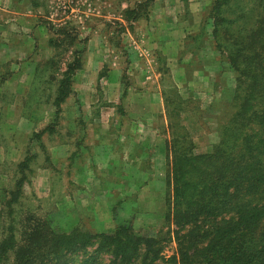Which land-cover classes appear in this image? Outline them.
<instances>
[{
	"label": "rangeland",
	"instance_id": "rangeland-1",
	"mask_svg": "<svg viewBox=\"0 0 264 264\" xmlns=\"http://www.w3.org/2000/svg\"><path fill=\"white\" fill-rule=\"evenodd\" d=\"M161 1L147 4L146 0H0V24H5L6 33V29L16 24L18 16L9 10L15 5L16 12L28 22L29 29L34 25L31 17L34 10L39 21L52 29V38L56 31L65 30L70 34L58 49L47 50L39 45L32 53H23L18 63L14 62L17 55L9 54L12 60L0 66V83L5 81V85H0V148L9 146L13 149L15 134L19 131L24 132L22 142L27 136L25 133L29 136L20 153L8 152L7 161L2 159L0 149V244L13 236L18 248L29 246L34 254L48 249L52 239L62 233L98 234L119 225H130L142 236H154L160 230H168L169 224L166 225L164 218L167 194L161 193L167 167L161 159L165 153L164 142H170L171 138L166 103L163 114L159 94L161 92L164 99L177 96L187 102V113L181 112L179 124L190 132L197 146L196 152H206L218 140L216 123L222 105L235 85V74L210 48L209 37L198 41L193 38L201 31L206 8L212 0H188L186 3L170 0L169 5L160 7ZM128 6L140 17L128 21L127 12L125 19ZM192 31L196 32L183 37ZM42 32V37L46 38V32ZM168 32L175 33V42L180 41L178 57L163 46ZM180 33L181 37H178ZM75 34L78 42L72 46ZM24 37L21 41L23 52L29 50ZM0 44L5 47L6 43L0 41ZM96 49L100 53L94 54ZM75 50L81 51L78 56L83 66L88 61L90 66L101 68L99 75L104 77L101 88L93 78L95 75L79 76L77 71L71 85L74 93L60 104L58 113L55 107L50 127H35L37 122L31 120L35 105L32 100L39 97L38 104L46 97L54 101L59 81L66 65L75 57ZM35 52L41 55L42 62L38 75L36 73L31 81ZM108 84L113 85L108 87ZM80 92L102 96L93 111L108 104L109 95L120 102L118 110L131 117H111L108 108L100 123L109 126L112 123L111 128L116 134L111 158L117 165L112 167L117 174L110 178L104 175L108 167L102 165L105 160L95 147L87 149L88 145H85L79 150L74 145L70 151L60 149L67 141L77 143L89 126L88 121L82 119L83 113L80 114ZM17 96L18 104L15 103ZM193 109L200 110L201 114L188 113ZM136 118L149 125L141 127L144 134L148 131L153 134L157 129L156 138L148 143H140L135 137L127 139L125 135L130 136L135 129L132 122H139ZM36 128L38 133L33 131ZM69 131L73 133L69 134ZM167 153L170 155L168 150ZM96 156L101 161L96 162ZM23 161L22 167L19 166ZM35 231L41 233L38 238L42 242H37ZM94 249L93 245L85 250L88 255H93ZM175 251V242L167 243L164 255L168 258ZM26 253L8 251L0 257L10 264L19 257L27 258L29 254ZM99 258L104 264L110 259L103 253ZM83 259L82 250L67 254L69 263L80 264Z\"/></svg>",
	"mask_w": 264,
	"mask_h": 264
},
{
	"label": "trees",
	"instance_id": "trees-1",
	"mask_svg": "<svg viewBox=\"0 0 264 264\" xmlns=\"http://www.w3.org/2000/svg\"><path fill=\"white\" fill-rule=\"evenodd\" d=\"M126 9L122 16L129 12L128 21L140 17ZM53 34L49 45L55 49L70 38L65 30ZM207 37L235 74V85L216 123L218 140L206 152H196L190 132L179 124L187 102L165 98L171 138L164 214L168 230L142 236L130 225H119L98 234L62 233L34 254L29 246L18 248L11 236L0 244V254L29 256L10 264H75L67 254L80 250V264H104L100 253L109 256L108 264H264V0H212L201 31L193 36L197 41ZM77 39L75 34L72 46ZM80 52L74 51L59 81L56 113L73 94V77L83 68ZM173 241L176 251L166 258L164 248ZM93 245L94 254L88 255L85 249ZM0 264H6L1 257Z\"/></svg>",
	"mask_w": 264,
	"mask_h": 264
},
{
	"label": "crops",
	"instance_id": "crops-1",
	"mask_svg": "<svg viewBox=\"0 0 264 264\" xmlns=\"http://www.w3.org/2000/svg\"><path fill=\"white\" fill-rule=\"evenodd\" d=\"M169 2H170V0H163V1H161V3L160 2H158V3H160L159 5L161 7V6H165L166 4L169 5L168 4ZM155 5L158 8L159 5L158 4H155ZM9 10H12V13L16 14V16H18V17H17V19H15L16 24H13L12 27H9L8 29H6L8 31L7 33L5 31V28H6L5 24H0V27H1L0 28V41L6 43L5 47L3 45L1 46V44H0V66L4 65L8 61L12 60V58L9 57V54L17 55V57L14 58V62L18 63L17 61H18V59H21L20 56L23 53L24 54L32 53L34 51V49H36V46L38 47L39 45H42L43 48L44 49L47 48V50H48V48L49 49L52 48L49 45V40L52 38V32L50 29H48L47 24L39 21L40 17H38L37 13L34 10H32L34 15L33 16L31 15V17L34 20V25L30 29L27 26L28 22L25 21L26 19H23V15L20 14V12H16V6L15 5H11L9 7ZM8 22L9 21H7L6 24ZM43 30L46 32V34H45L47 36L46 38L42 37V35H43L42 31ZM195 32L196 31L186 32V34H184L183 37H187V36H189ZM23 36H26V38L24 37V39L28 43V46H29L28 51L29 52L26 50L23 52V49H22L23 45L21 42L23 39ZM178 37H181V33L179 34ZM164 38L165 39L167 38V41H166V43L164 42L165 44L163 46L171 49V52L173 53V55H176L177 53L181 52L180 41H178V42L174 41V39H176L175 33L168 32L167 34H165ZM96 50H94V54L100 53L99 50H97V51ZM6 54L8 56V59H6ZM34 55H35V57H34L35 62L32 63L34 76L32 77L31 81H33V79L35 78L36 73L38 75L39 65H40L39 63L42 62V58L40 57L41 55L39 56V53L35 52ZM91 56L93 57V55H91ZM98 57H99V55H98ZM177 57H178V54H177ZM99 63H101V62H99ZM11 64H13V63L11 62ZM102 65L103 64H99L98 66H102ZM100 69L101 68H96V66H90V62L86 61L85 65L83 66V68L81 70L78 71L77 75L80 76L81 74H83L84 77L87 74H91V77H92V75L93 76L95 75L93 78L96 80V84L99 85V86L98 85L97 86L101 88L100 82L103 80L102 78H104V77L100 78V75H99ZM97 76H99L98 78H100V79H98ZM210 84H213V83L210 82ZM0 85H5V81L1 82ZM111 85H113V84H108V87H112ZM80 93H79V103L82 104V106L80 107V108H82V112H80V111L79 112H80V114L83 113L82 119L84 121H88L86 124H88L89 126L85 129L83 137L81 139H79V141L77 143L71 144L72 143L71 141H69V142L67 141L66 143H63V145L60 146V149L63 151H70L71 147L74 145L76 147H78L79 150H80V148L85 147V145H88L87 149H90V147H92V148L95 147L97 149V153L100 154L102 156V158H104V160H105L102 162L103 163L102 165H105L106 167H108V170L105 172L104 175H106L108 178H110L112 175L117 174V172L112 169V167L116 168L117 165L113 162L114 160L111 158V150H112V145H113L112 143H113V140L116 138V134H115V131L111 128L112 123L110 126L108 124L100 125V123L103 122V120L105 119V117H104V114L106 113L105 110H107L108 108L111 111V114H110L111 117L114 115L115 116L119 115L120 117H122V119L127 118V117L131 118V117H130V115H127V117H126L125 112H122V110H118L120 102L119 101L117 102L115 98H112L109 95H107L108 104H105L104 106H102L101 110L93 111V109H95L97 107L95 105L98 103V101H100V100H98L99 97L101 98L102 96H100L99 94L97 96H95V95H85L82 92H80ZM159 95H160L159 96V99H160L159 103L161 104V108H162L161 113L165 114V112H166L165 99H164L161 92ZM17 98H18V96L15 98V103H17ZM38 98L39 97H35V99L32 100V101H35V103H34L35 105L33 106V109L31 112L32 113L31 114V120L34 122H37V125H34L35 127H39V128L45 127L46 128L47 126H49V124H51V119H53L55 111H56L54 101L51 98L48 99V97H46L44 99L43 103L38 104V101H39ZM105 99H106V97H105ZM19 100H21V98ZM67 100H68V98H67ZM194 101H200V100L196 98V99H194ZM19 103H21V102H19ZM195 110L196 109L190 110V112H188V113H190V114L194 113L197 115L201 114L200 110L199 111H195ZM184 113H187V112L184 111L183 114ZM136 119L139 120V122L138 121L132 122L135 124L134 125L135 129L133 132H130V136L125 135L126 138L127 137L128 138H131V137L139 138L140 143H144V142L148 143L153 138H156L157 129H156V131L154 129L153 134H151L152 133L151 131H148L147 133L144 134L141 130V127L142 126L148 127L149 125H147L146 121L144 122L138 118H136ZM93 124H95V126H93ZM137 125H138V127H137ZM101 126H103V127H101ZM37 130H38L37 128L34 129L33 130L34 133H38ZM79 132L80 131L77 130L78 135L80 134ZM23 133L24 132L19 131L15 134V141L16 142L15 143L13 142V146H12L13 149H11L9 146H8V148L7 147H3V149L0 148L3 151V157H2L3 160L7 161L9 159V158H7L8 157L7 155H8V152H10L11 150L14 151V152H12V154H14L15 152L20 153V151H22L25 148L27 143L25 144V146H23V145L25 142L29 141V136H28V133H25V134H27V136H26L25 140H23V142H22L23 137H21V135H23ZM72 133L73 132L69 131V134H72ZM89 138L92 139L91 142L88 140ZM93 138H95V139H93ZM32 140H36V139H33V137H32ZM166 143H167V141L164 142V152L165 153L162 155L163 159H161V161L163 160V163L162 162L161 163L163 165H165V167H168V158H167V154H166V152H167V144ZM47 150H48V147H47ZM72 156H73V154L70 157H72ZM94 160H96V162L101 161L100 158L97 160V156L94 157ZM158 163L161 164L160 160ZM119 167H121V166L119 165L118 168ZM163 192L165 194L164 196H166V194H167L166 177H165V186H164V189L161 193H163ZM149 195L152 196V194H149Z\"/></svg>",
	"mask_w": 264,
	"mask_h": 264
}]
</instances>
